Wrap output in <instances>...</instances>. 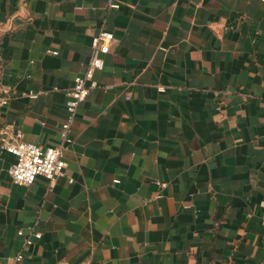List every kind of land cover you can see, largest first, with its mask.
<instances>
[{
    "label": "crops",
    "instance_id": "0c3cea01",
    "mask_svg": "<svg viewBox=\"0 0 264 264\" xmlns=\"http://www.w3.org/2000/svg\"><path fill=\"white\" fill-rule=\"evenodd\" d=\"M117 1L0 0V132L25 142L61 144L115 38L53 188L13 184L0 134V264H264V1Z\"/></svg>",
    "mask_w": 264,
    "mask_h": 264
},
{
    "label": "built area",
    "instance_id": "2783aa9c",
    "mask_svg": "<svg viewBox=\"0 0 264 264\" xmlns=\"http://www.w3.org/2000/svg\"><path fill=\"white\" fill-rule=\"evenodd\" d=\"M264 1V0H263ZM121 6L117 0H108V8L119 9ZM114 34L101 30L92 38V53L84 74L78 75L74 79L73 87L67 92L66 109L68 112L67 121L60 130L61 144L56 147H42L23 140V133L19 129H5L0 132L1 149L15 157L14 164L9 169V174L13 184L19 186H30L37 178L42 177L48 182V186L53 188L58 180L66 176L67 163L65 152L73 143L71 132L76 120L80 105L85 102L91 91L98 87V82L94 76L97 71H102L105 67L104 56L110 52L111 44L114 41ZM163 91L162 88H160ZM30 97L35 99L38 94L31 92ZM7 104V99H0V105ZM72 183L73 179L69 178ZM161 187H166V183H158ZM23 235V231L18 232ZM34 238L40 239L41 233L34 234ZM26 245L33 243L32 238L25 239ZM23 256L18 255L16 261L22 260Z\"/></svg>",
    "mask_w": 264,
    "mask_h": 264
}]
</instances>
